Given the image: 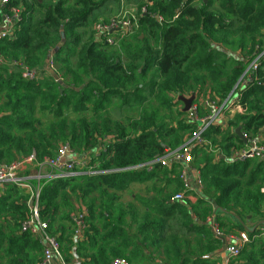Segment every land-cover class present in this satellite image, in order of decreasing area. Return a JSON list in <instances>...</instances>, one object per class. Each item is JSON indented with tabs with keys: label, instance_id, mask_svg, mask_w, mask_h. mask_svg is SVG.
Listing matches in <instances>:
<instances>
[{
	"label": "trees",
	"instance_id": "1",
	"mask_svg": "<svg viewBox=\"0 0 264 264\" xmlns=\"http://www.w3.org/2000/svg\"><path fill=\"white\" fill-rule=\"evenodd\" d=\"M125 1L137 4L138 16L143 8L146 13L118 48L98 41L94 25L108 21L100 14L121 0H10L0 8V19L21 9L14 38L0 40V163L17 164L33 153L38 161L52 158L63 144L76 156L98 154V172L108 173L42 183L41 218L67 263L221 264L215 255L222 238L264 221V161L227 165L209 150L194 149L204 182V199L194 206L172 201L192 190H183L174 164L151 173L128 168L177 150L195 130L181 97L216 103L231 97L245 109L226 128L204 134L223 155L244 146L239 126L264 140V57L253 79L239 85L264 51V0ZM16 62L43 77L24 79ZM50 62L55 75L48 73ZM133 108L138 117L126 118ZM159 179L161 188L137 197L145 213L121 202L132 184ZM28 199L17 186L0 185V264L43 258L40 241L21 231ZM77 209L84 214L80 236ZM215 211L221 238L208 224ZM229 264H264V240Z\"/></svg>",
	"mask_w": 264,
	"mask_h": 264
},
{
	"label": "built area",
	"instance_id": "2",
	"mask_svg": "<svg viewBox=\"0 0 264 264\" xmlns=\"http://www.w3.org/2000/svg\"><path fill=\"white\" fill-rule=\"evenodd\" d=\"M10 0H0V8L6 6ZM21 9L14 8L11 14L4 13L0 19V40L13 39L15 36L16 23L20 19ZM146 13V9L141 10V14ZM140 14V15H141ZM139 15V16H140ZM139 16L135 12L123 13L117 17H113L108 21H100L94 25L97 40L104 42L111 48H117L120 44L131 38L137 33L139 29ZM162 22L161 19H159ZM264 57V51L259 54L254 61L249 65L244 74L239 80V85L248 84L261 66V60ZM0 59V64H3ZM13 67L20 70L21 75L26 80H36L43 77L44 72L40 70L30 69L22 63H13ZM53 68V63H49V70ZM53 70V69H52ZM194 97L190 108L185 112V120L190 125L195 126V130L186 139L185 143L175 151L167 150L166 154L155 160L147 163L139 164L128 169L135 171H153L157 166L170 167L174 163H181L182 169L179 179L184 185V190L191 187L190 176L193 175L197 187L201 190L204 189V182L201 176V171L194 166L193 150L201 148L209 150L213 154H217L221 160L227 165H234L245 163L252 160L264 161V140L259 137L250 136L242 132L244 142L240 139L244 146L232 150V152L225 156L221 153L220 149H214L211 142L205 138L204 134L214 126L227 127L231 118L236 114H245L246 111L240 104L232 103L231 97L226 99L223 103H216L211 101H200L196 96L185 97L187 99ZM97 153L75 155L70 149L69 144H63L58 150L57 154L52 158H45L42 161L37 160L35 153L31 154L24 160L13 165H3L0 163V185L10 184L17 186L20 190L24 191L28 196V210L29 216L23 222L21 231L29 233L38 239L43 246V258L40 264H78L77 261L67 263L63 259L61 246L58 240L48 232V225L41 218L40 214V194L42 191L43 175L41 171L48 169L52 171L50 180L69 178L79 175H95L98 173V166L95 160L98 158ZM29 166H34L36 172L25 174ZM48 181V182H49ZM264 193V187L261 190ZM185 199L184 192L174 196L172 201L181 202ZM84 214H80L77 219L78 233L84 228L83 223ZM212 231L215 236L223 237L220 228L213 223L210 219ZM80 231V232H79ZM225 252L228 255L227 263L237 259L243 249L259 240H264V227H258L253 234L247 231L241 232L236 235L226 237ZM113 264H129L124 259H117Z\"/></svg>",
	"mask_w": 264,
	"mask_h": 264
},
{
	"label": "crops",
	"instance_id": "3",
	"mask_svg": "<svg viewBox=\"0 0 264 264\" xmlns=\"http://www.w3.org/2000/svg\"><path fill=\"white\" fill-rule=\"evenodd\" d=\"M125 0H121V3L124 2ZM123 4V3H122ZM122 4H121V7L119 4L117 3H111L109 6H114L112 7V11H109L108 13H102L100 14V20H103V19H108L109 17L113 18V17H117L119 16L120 14H123V13H129V12H135V9H134V6L136 7L137 4H132V5H128V6H124L122 7ZM119 5V6H118ZM128 8V9H127ZM128 10V11H127ZM110 18V19H111ZM109 20V19H108ZM183 108H184V105H183ZM173 165V164H172ZM175 168L177 169L178 171V177H180V172H181V169H182V164L181 163H174ZM32 167L33 169H36L34 166H29L26 171H25V174L27 172V170ZM197 168V167H195ZM48 170V169H47ZM155 170V169H154ZM153 170V171H154ZM151 171V172H153ZM138 172H142V171H138ZM145 173H151V172H148V171H143ZM30 174V173H27V175ZM52 174V171L50 173H46L43 175L42 179H45V183H48V181L50 180V175ZM179 179V178H178ZM190 179H191V186H192V190H190V193L187 194L185 196V199L183 200V202L185 203V201L187 200L192 206L196 205V203L199 201V200H202L204 199L203 197V190L199 189L197 187V184L195 182V178L193 175L190 176ZM163 181V179H161ZM161 180H156L155 182H145V183H134L132 184L133 186L131 187L130 191L129 192H126L124 194H120L121 196V202L125 203V204H132L134 205V207L136 208V210L139 212V214H143L145 213V208H143V206H141V203H139L137 200V197L139 198H147L148 195L150 194V190L155 187L154 185H156L157 188H161L163 186V182H161ZM179 181H181L179 179ZM50 182V181H49ZM173 184H171L170 188H173L174 186H172ZM184 190V189H183ZM185 191V190H184ZM211 205H212V200H208ZM197 212H200V209L197 210ZM216 212V211H215ZM215 212L213 213V215L210 216V218L208 219V224L212 230V225H211V222H210V219H213V223L216 224L215 222V217L217 214H215ZM82 214V213H80ZM76 217V216H75ZM74 217V218H75ZM193 219L195 220V223L196 224H200L201 221L198 219V217L196 215H193ZM260 221H252L251 223H249V225L251 226L252 224H256V223H259ZM217 225V224H216ZM218 226V225H217ZM219 227V226H218ZM79 234V233H78ZM132 235H134V232H131ZM80 235V234H79ZM78 235V236H79ZM236 235V234H235ZM250 245V244H249ZM248 246V245H247ZM225 249H226V244L223 245V248H222V251L218 254H216V258H220L221 259V264H228L227 263V259H228V255H227V259L226 261L224 262L223 261V253L225 252ZM226 253V252H225ZM155 258H157L158 256L157 255H154Z\"/></svg>",
	"mask_w": 264,
	"mask_h": 264
},
{
	"label": "water",
	"instance_id": "4",
	"mask_svg": "<svg viewBox=\"0 0 264 264\" xmlns=\"http://www.w3.org/2000/svg\"><path fill=\"white\" fill-rule=\"evenodd\" d=\"M41 1V0H40ZM187 0H184V2H186ZM49 72L52 74V75H55L54 74V71L51 69L49 70ZM194 100V97L192 98H185V97H181L180 98V101L183 103L184 105V108H183V112L185 113L191 106L192 102ZM236 135L242 139L244 142H246V140L243 138V135H242V127L239 126L237 129H236ZM215 214H217V211L215 212ZM258 227H264V221L262 222H259V223H256V224H252L249 228L246 229V231L250 234H253L254 231L258 228ZM223 239V243L224 245L226 244V240L224 238ZM227 259V254L224 252L223 253V261L225 262Z\"/></svg>",
	"mask_w": 264,
	"mask_h": 264
},
{
	"label": "rangeland",
	"instance_id": "5",
	"mask_svg": "<svg viewBox=\"0 0 264 264\" xmlns=\"http://www.w3.org/2000/svg\"><path fill=\"white\" fill-rule=\"evenodd\" d=\"M123 3V4H122ZM121 4H122V7H124L125 5L126 6H128V3L126 2V1H124V2H122ZM121 4H120V7H121ZM112 7H114V6H109L108 8H107V10L106 11H104V12H102V15H103V13H108L109 11H112ZM128 9V8H127ZM128 11V10H127ZM101 12H98L97 13V16H99V14H100ZM111 17H109L108 19H110ZM104 20V19H103ZM118 48V47H117ZM246 71V70H245ZM178 109H181L182 110V108H178ZM124 116L126 117V118H137L138 117V110H137V108H133L132 110H126L125 111V114H124ZM96 165L97 166H99V164L98 163H96ZM195 166V165H194ZM36 169H33L32 167H30L28 170H27V172H26V174L27 173H32V172H34ZM36 172V171H35ZM50 173L51 171L50 170H47V169H44V170H42L41 171V174L42 175H44V174H46V173ZM77 207H78V205H76ZM76 217L78 218V216L80 215V212H79V210L77 209V212H76ZM77 218H75V219H77ZM79 219H77V221H78ZM77 223V222H76ZM78 228V227H77ZM80 232V231H79ZM79 234H81V232L79 233ZM78 234V235H79ZM230 235H235V234H230ZM229 235V236H230ZM80 236V235H79Z\"/></svg>",
	"mask_w": 264,
	"mask_h": 264
}]
</instances>
